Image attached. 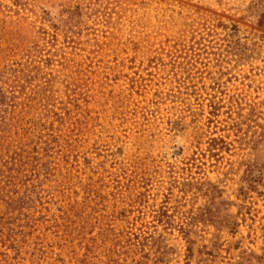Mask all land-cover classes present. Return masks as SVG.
Instances as JSON below:
<instances>
[{"label": "rangeland", "instance_id": "374dc122", "mask_svg": "<svg viewBox=\"0 0 264 264\" xmlns=\"http://www.w3.org/2000/svg\"><path fill=\"white\" fill-rule=\"evenodd\" d=\"M0 87V264H264V0H0Z\"/></svg>", "mask_w": 264, "mask_h": 264}, {"label": "trees", "instance_id": "16d2710c", "mask_svg": "<svg viewBox=\"0 0 264 264\" xmlns=\"http://www.w3.org/2000/svg\"><path fill=\"white\" fill-rule=\"evenodd\" d=\"M4 92L2 87H0V107L4 104ZM2 179H0V183ZM123 235H120L122 237ZM123 245L119 242L114 245V247L108 249L109 253L106 255V262L104 264H121L120 259L124 257L133 258L134 264H145V261L152 258V250L157 252L159 263L165 264L164 260L167 256L163 245L164 240L161 236L145 237L142 244L139 241L138 236L132 235L131 232L124 234Z\"/></svg>", "mask_w": 264, "mask_h": 264}]
</instances>
